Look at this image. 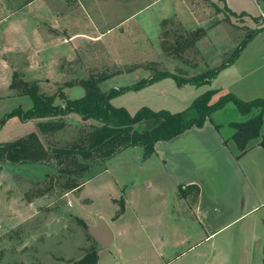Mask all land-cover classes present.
<instances>
[{
	"label": "rangeland",
	"instance_id": "374dc122",
	"mask_svg": "<svg viewBox=\"0 0 264 264\" xmlns=\"http://www.w3.org/2000/svg\"><path fill=\"white\" fill-rule=\"evenodd\" d=\"M228 2L253 16L264 11V0ZM215 4L224 7L220 0H0V144L37 132L46 147L73 149L100 126L70 114L60 119L63 130L42 135L40 120L9 116L33 107L31 97L22 95L23 84L38 82L44 95L62 92L76 100L85 95L84 88H65L66 83L112 73L101 84L103 91H110L132 87L157 71L187 78L227 63L258 26L247 16L221 13ZM179 28L186 30L180 48L171 37L166 43L171 50L166 51L161 36ZM199 28H206V37L195 47L182 46L187 33ZM108 30L102 41L93 39ZM241 56L243 63L256 60L264 68V30ZM144 59L151 62L138 65ZM256 73L263 75L261 70ZM216 86L179 87L166 78L122 93L111 104L132 115L143 107L179 113ZM244 119L233 103L212 115L216 124ZM138 129L146 128L141 124ZM173 157L184 170L202 167V160L209 167L204 157ZM49 164L0 165V264H74L95 246L89 227L103 222L114 239L105 250L98 246V264H263V211L223 226L213 236L214 228L195 212L194 190L181 198V185L170 173L175 168L157 154L144 159L143 148H128L98 168L71 176L65 171L77 165L60 169L56 159Z\"/></svg>",
	"mask_w": 264,
	"mask_h": 264
},
{
	"label": "trees",
	"instance_id": "16d2710c",
	"mask_svg": "<svg viewBox=\"0 0 264 264\" xmlns=\"http://www.w3.org/2000/svg\"><path fill=\"white\" fill-rule=\"evenodd\" d=\"M220 1L222 2V0ZM30 2L26 3L29 4ZM215 7L216 10H222L221 13L225 11L227 15L238 17L235 13L228 10L226 6L220 9L215 4ZM241 15L248 16L246 14ZM251 20L258 27L252 30L247 35V39L235 49L229 61L199 75H191L186 78L169 71H157L153 77L142 80L132 87L103 91L101 84L115 75L106 73L76 83H66L65 88L75 86L84 88L85 95L76 100L66 98L62 92L59 95H44L40 92L38 84H36L38 82L31 85L23 84L22 95L31 97L33 107L27 112L17 109L9 116H19L24 121L32 119L40 120L38 128L42 135H51L63 130L66 125L64 122H60V119L70 114H78L82 121L86 122L96 120L100 123V126L88 132L81 142L73 146V149L46 147L36 133H31L11 143L0 144V165L10 164L18 166L22 164H35L50 166L49 162L52 159H56L60 169L67 165V163L78 166L75 170L65 171L71 176L73 172H80V174L85 173V170L88 172L90 166L98 168L104 162L112 159L117 153L128 148H143L144 159H149L156 153V145L159 142L173 140L193 128L202 129L208 121L213 122L212 115L214 113L223 110L230 103H233L238 112L246 117L247 120L242 123L230 124L235 133L230 140L225 141V144L231 146L236 152L238 159L255 146H260L264 149V135L262 134L264 125V99L262 98L246 102L240 100L232 93L216 97L220 91L209 90L196 98L185 111L171 113L169 111H154L143 107L134 115L124 108H115L111 104L112 99L122 93L143 89L154 82H159L166 78L176 80L179 87L210 84L221 71L233 65L241 56L246 46L264 30V23L262 22L264 20V11L258 17H251ZM177 31H179V34ZM185 31L181 28L175 32L173 30L166 31L161 36V45L169 52L171 49H167L166 43L173 37L175 41L174 47L180 48L181 40L179 38L183 37V32ZM205 31H207L206 28H199L192 32V35L187 33L188 37H185L182 46L186 45L188 48L194 45L195 47L197 42L206 37ZM175 36L177 37L175 38ZM175 50L178 51L179 49ZM215 98L219 99L214 102ZM58 99L62 100L63 104H58ZM141 124L145 125V130L138 129V126ZM214 126L218 131H221L223 128L222 125L216 123H214ZM77 188H79L78 185L72 187L70 190ZM179 190L181 198H186L189 191L194 190L195 200L196 202L198 201L200 195L198 186L182 185ZM97 250L98 244L95 242V246H92L89 252L81 260L74 262V264H98Z\"/></svg>",
	"mask_w": 264,
	"mask_h": 264
},
{
	"label": "crops",
	"instance_id": "0c3cea01",
	"mask_svg": "<svg viewBox=\"0 0 264 264\" xmlns=\"http://www.w3.org/2000/svg\"><path fill=\"white\" fill-rule=\"evenodd\" d=\"M222 2L237 16L246 14L250 19L258 17L250 15L247 10H234L228 0ZM262 14L263 10L259 16ZM134 15H131L129 20L134 18ZM109 31L99 32V35L93 39L97 42L102 41ZM122 34H125L124 29ZM82 36L88 37V35ZM147 60L138 61V65L145 64ZM242 61L243 56H240L233 65L224 69L212 80L210 85L214 82L217 85L213 90L220 91L216 97L232 93L246 102L264 99V68L259 69V64L254 63L256 60L253 62L245 60L244 63ZM115 68L118 69L119 65L115 64ZM139 68L143 67L139 66ZM258 70H261L263 75L256 73ZM259 76L262 79L261 77L255 79ZM230 124H220L223 128L218 131L214 123L208 121L202 129L193 128L173 140L159 142L155 154L163 159L166 166L172 165L175 168L176 172L170 173L173 174L177 184L199 187L200 195L195 212L198 219L207 222L209 228H214L213 236L220 232L223 226L235 225L263 211L259 218L263 226L260 228L259 234H261L264 230V149L255 146L238 159L231 146L225 144V141L230 140L235 133ZM262 134L264 135V125ZM173 156L204 157L209 161V167H204L202 160V167H195L191 171L184 170L179 166L178 161L174 162Z\"/></svg>",
	"mask_w": 264,
	"mask_h": 264
},
{
	"label": "water",
	"instance_id": "95a60500",
	"mask_svg": "<svg viewBox=\"0 0 264 264\" xmlns=\"http://www.w3.org/2000/svg\"><path fill=\"white\" fill-rule=\"evenodd\" d=\"M88 231L100 249L105 250L111 246L114 236L107 223L103 222L98 226L89 227Z\"/></svg>",
	"mask_w": 264,
	"mask_h": 264
}]
</instances>
